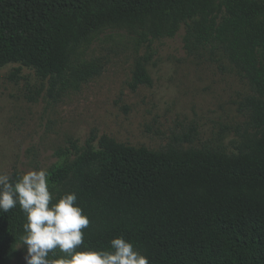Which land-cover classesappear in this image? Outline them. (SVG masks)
<instances>
[{
  "label": "trees",
  "instance_id": "1",
  "mask_svg": "<svg viewBox=\"0 0 264 264\" xmlns=\"http://www.w3.org/2000/svg\"><path fill=\"white\" fill-rule=\"evenodd\" d=\"M112 26L147 48L183 27L186 52L219 54L250 94L237 103L245 120L231 149L222 135L195 147L184 133L150 149L95 132L59 148L50 191L75 192L90 221L78 250H109L123 237L149 264H264V0H0V67L32 69L50 95L78 90L104 68L84 47ZM149 59H135L132 91L151 84ZM23 222L18 206L0 213V264L17 256Z\"/></svg>",
  "mask_w": 264,
  "mask_h": 264
},
{
  "label": "rangeland",
  "instance_id": "2",
  "mask_svg": "<svg viewBox=\"0 0 264 264\" xmlns=\"http://www.w3.org/2000/svg\"><path fill=\"white\" fill-rule=\"evenodd\" d=\"M183 33L181 27L150 48L122 27L93 33L84 56L100 57L102 72L58 96L50 95L46 80L30 68L17 63L0 67V173L47 170L69 139L83 145L91 132L150 149L184 133L191 141L183 144L195 147L222 135L231 149L245 120L237 103L250 90L219 54L189 55ZM146 53L151 84L132 91L128 82L134 61ZM16 67L18 76L11 77ZM17 251L11 264H24L23 249Z\"/></svg>",
  "mask_w": 264,
  "mask_h": 264
},
{
  "label": "clouds",
  "instance_id": "3",
  "mask_svg": "<svg viewBox=\"0 0 264 264\" xmlns=\"http://www.w3.org/2000/svg\"><path fill=\"white\" fill-rule=\"evenodd\" d=\"M75 192L54 195L45 169L15 176L0 173V213L19 207L23 234L17 250L24 264H149L146 256L123 237L109 241V250H78L90 221L76 203ZM63 255L55 256L56 251Z\"/></svg>",
  "mask_w": 264,
  "mask_h": 264
}]
</instances>
